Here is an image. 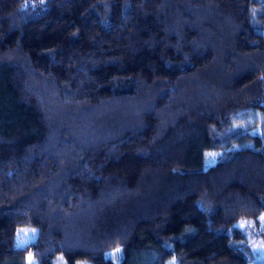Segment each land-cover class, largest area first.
<instances>
[{"label":"trees","instance_id":"trees-1","mask_svg":"<svg viewBox=\"0 0 264 264\" xmlns=\"http://www.w3.org/2000/svg\"><path fill=\"white\" fill-rule=\"evenodd\" d=\"M263 213L264 0H0V264H264Z\"/></svg>","mask_w":264,"mask_h":264},{"label":"rangeland","instance_id":"rangeland-1","mask_svg":"<svg viewBox=\"0 0 264 264\" xmlns=\"http://www.w3.org/2000/svg\"><path fill=\"white\" fill-rule=\"evenodd\" d=\"M216 152H213L211 155V160L210 161H214L215 156H216ZM261 223H260V228H264V213L261 215L260 217ZM250 223L249 221H239L237 223V225L240 226H244L245 224ZM11 238L9 241V245L15 246V247H20L23 246L25 243L35 239L36 237V228L33 226H17V227H13L11 229ZM257 248V249H256ZM256 248H254L255 253L257 256H255V259L260 261H264V243L261 242V244H257ZM25 264H39L34 257L32 256L31 252L27 253L26 255V263ZM54 264H68L66 259L62 256H59V258H57L54 261ZM77 264H83V263H77ZM87 264H90L89 262H87ZM252 264V263H250Z\"/></svg>","mask_w":264,"mask_h":264},{"label":"snow or ice","instance_id":"snow-or-ice-1","mask_svg":"<svg viewBox=\"0 0 264 264\" xmlns=\"http://www.w3.org/2000/svg\"><path fill=\"white\" fill-rule=\"evenodd\" d=\"M116 251H117V252H119V251H120V249H117Z\"/></svg>","mask_w":264,"mask_h":264}]
</instances>
